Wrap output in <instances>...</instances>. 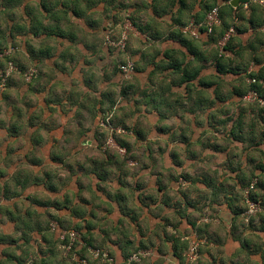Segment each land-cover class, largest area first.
<instances>
[{
  "label": "crops",
  "instance_id": "obj_1",
  "mask_svg": "<svg viewBox=\"0 0 264 264\" xmlns=\"http://www.w3.org/2000/svg\"><path fill=\"white\" fill-rule=\"evenodd\" d=\"M247 2L230 10L218 0L222 21L236 30L219 60L217 36L199 29L212 0H0V31L16 32L18 59L39 73L21 94L39 108L37 116L53 122L54 109L65 118L75 109L81 121L95 113V122L113 110L134 132L121 137L124 154L101 153L77 172L65 161L73 168L60 181L49 161L54 146L42 154L51 179L40 165L30 173L38 182L25 189L1 179L0 264H59L56 236L46 231L55 219L83 228L116 264L138 248L151 255L137 264H187L182 257L193 240L200 245L195 264H264V211L246 221L242 197L254 178L264 195V106L241 99L252 74L264 100V7L244 8ZM125 17L131 32L123 53L103 34L115 40ZM190 24L196 37L184 33ZM120 59L134 63L130 78L118 72ZM63 75L74 83L68 92L56 86ZM92 94L94 102L84 105ZM25 106L17 109L23 120L31 113ZM99 138L93 133L82 143L99 147ZM4 186L17 194L6 198Z\"/></svg>",
  "mask_w": 264,
  "mask_h": 264
},
{
  "label": "rangeland",
  "instance_id": "obj_2",
  "mask_svg": "<svg viewBox=\"0 0 264 264\" xmlns=\"http://www.w3.org/2000/svg\"><path fill=\"white\" fill-rule=\"evenodd\" d=\"M123 23L124 25L122 26L121 31L118 32L117 35H115L116 36L115 41L117 42L121 40L123 36L127 37V41L129 39L131 26L127 21V17H125ZM103 36H104L103 37L104 43L107 45L109 43L108 41L113 40L114 38L110 32H104ZM15 40H16L15 31H8V30L0 31V54L6 53V57L2 58L0 61V155H1L0 162L6 167H8V170L10 171V172L7 171L4 172L5 173L4 176L5 178H7V182L10 181L11 176L13 174L14 175L17 174V171L19 170L21 171L27 170L29 173L35 174L34 172L40 168L33 166L32 163L29 162V158L32 159L34 157L36 159L43 161L42 154L45 155L47 149L49 150V146L50 147L54 146L55 148L54 151H56L54 154L57 153V155H59V159H61L58 162H63L62 164L59 163L57 165L55 163L54 166L55 168L53 174L57 176L59 181L62 180V178L66 177L67 172L70 171L71 168H73V167L66 168L68 165L67 163L64 165V162L67 160L70 161L68 162V164H71L72 166L76 167L78 165L76 167V172H77L79 170L78 169L79 166L82 165L86 166V164L89 165L90 162L93 163V160L96 161V158L101 157V153L105 154V152L109 153L110 151H114L116 153L119 152L120 154H124L125 150L121 149L119 145L116 142H114V140L111 139V137L108 136L107 134H112L111 132L112 130L120 138L124 136L128 138H133L134 132H132L131 124L129 122L127 123V118H123L124 116H122V118L118 117V120L122 121V123H124L123 126L125 127L120 126L119 122L117 123L115 121L114 117H112L113 110L110 112V114L107 115L113 120L114 123H112V125H107L108 123L103 121L102 118L96 119L94 122L95 113L92 119L90 117L86 120L81 121L80 119L81 115L80 113L78 115L77 113L78 111L76 112L75 109L72 111L73 118H68L69 116L65 118L64 116H61L57 110L55 111L54 109V112L50 114V115L53 114L54 116L53 122L48 121V116L46 118L37 116V114H39L40 112L39 108L35 107L34 110L31 109V106H34V102L32 103L33 105H31V102L25 103L28 101V98L26 96L24 97V95L22 97L21 94L26 90V87H30L31 85L35 84L38 81L37 78L39 73L37 71V68L33 66V64L29 62H23L20 59H18L20 56L17 53L18 49ZM52 47L55 48L54 46ZM55 51L56 50H54V53ZM8 57L12 58L13 60L12 63L17 71H14L9 76V78L6 80L5 83L6 85L1 86V79L3 78L4 73L8 68V61H7ZM121 61H123V59H120L119 65L122 64ZM32 70L36 71V77L32 78V80L27 82L24 79L23 74ZM129 76L128 77L125 76V77L130 78ZM58 82L59 83L56 86L58 90L63 92L67 91L69 85H72V87H74L73 81L70 80V77L67 78L65 75H63V77L60 76ZM116 94H118V88H116ZM94 99L95 97L92 94L91 98L85 100L84 105L86 106L90 105L91 102H94ZM36 100L39 103L38 98ZM21 104L24 106L26 105L25 113H27V111L31 112L30 116L23 114V117L25 115L24 120L22 119V116L21 118L19 117V113L17 112V109L21 108ZM76 107L77 106H73V108ZM33 111H34L33 114H35L36 116L32 115ZM21 113L22 112H20V114ZM23 122L24 124L27 123L26 127L22 126ZM31 123L34 124L35 126L32 125ZM46 123H48V125ZM93 133L100 135L99 140H102L100 143L101 144L104 143V145H102L101 148L102 150L98 146L96 147L95 144L91 146L90 144H88V141H85V143L82 144L84 145V147H82V145L80 146V144L84 140L92 139ZM45 137L46 139L42 145L36 146L35 144H33L34 138L44 139ZM54 139H56L57 141L54 142ZM67 150L72 154L71 159L66 158L68 155L66 152ZM26 153H29V157H25ZM5 155L7 156V158L3 159L2 157ZM49 161H52L51 156L49 157ZM47 163H49L48 160L46 161L44 160V164L40 165L41 170L42 169L45 170L46 168L50 169L51 166H48L49 164L46 165ZM50 165L53 166V164ZM14 169L16 171L13 174H11V172H13ZM63 255L65 254L57 252V256H54L55 257L54 260L59 264H69V262L67 261V259L64 258ZM148 258L149 256L146 257L145 259Z\"/></svg>",
  "mask_w": 264,
  "mask_h": 264
},
{
  "label": "built area",
  "instance_id": "obj_3",
  "mask_svg": "<svg viewBox=\"0 0 264 264\" xmlns=\"http://www.w3.org/2000/svg\"><path fill=\"white\" fill-rule=\"evenodd\" d=\"M254 3L264 7V0H249V2L244 3L243 7L248 8V4ZM221 25V17L219 6H215L211 8L205 15V27L208 31H211L213 28H217ZM195 25L190 24L188 27L184 29V33H189L191 36L196 37L195 33ZM236 30L234 27H230L225 34L223 35L222 39L219 42L220 47L222 48L229 39L235 34ZM108 46L116 49L117 51L124 52L127 45V37L123 36L121 40L118 42L115 40H109ZM6 57V53L0 54V61L2 58ZM119 72L124 76L133 75L135 71V65L132 61L127 60L125 63L120 64L118 66ZM17 71L15 66L11 61L8 62V68L4 73L3 78L1 79V86H4L6 80L9 76L14 72ZM24 75V79L29 82L32 78L36 77V71L32 70L26 72ZM255 79H249V84H255ZM242 101L249 104H258L260 106H264V100L261 99L258 92L254 89H251L246 94L242 96ZM112 132V130H111ZM120 133V132H117ZM181 184H185L184 180H180ZM257 184V180L253 179L243 190L242 197L243 203L245 205L244 216L246 221H248L251 217L258 215L259 213L264 211V204H262L261 200L253 201L251 199V193L254 191L255 186ZM204 222L207 223V219H204ZM50 230L57 234L59 239V249L65 254L63 255L64 258L67 259L69 264H90L86 258H82L78 255L77 251L86 247L87 253L92 260V264H116L115 258L110 256L109 252L103 249L92 248L90 246H86L85 243L81 239V233L77 230H63L61 229L56 222H52L50 224ZM199 242L193 240L189 243L187 252L185 257L187 262L194 263L198 258V248ZM151 253L146 250H140L137 253L132 254L127 259V264L131 263H138L142 259L150 256ZM69 257V258H68ZM25 264H34L32 260L27 261Z\"/></svg>",
  "mask_w": 264,
  "mask_h": 264
},
{
  "label": "trees",
  "instance_id": "obj_4",
  "mask_svg": "<svg viewBox=\"0 0 264 264\" xmlns=\"http://www.w3.org/2000/svg\"><path fill=\"white\" fill-rule=\"evenodd\" d=\"M221 1H223V2H225L226 4H227V7L230 9V10H232V8L230 7V5L228 4V2H229V0H221ZM215 6H219L218 5V0H212V4H209L208 6H206V10H207V12L211 9V8H213V7H215ZM220 11V10H219ZM220 17H221V25L219 26V27H217V28H213L211 31H208L207 30V28L205 27V21H204V23L203 24H201V26H200V28L199 29H204L205 31H206V34L207 35H209V36H211V37H213V36H217V38H216V40H215V42L216 43H218L221 39H222V37H223V35L225 34V32L230 28V26L229 25H227L224 21H222V15H221V12H220ZM217 30H219L218 32H217ZM227 48H228V43H226L222 48H221V52L219 51V52H217V57H218V59L220 60V59H222L224 56H223V53H225L226 51H227ZM189 51V50H188ZM223 52V53H222ZM7 61L9 62V61H11V62H13V60H12V58L11 57H8L7 58ZM135 71H136V68H135ZM135 71H134V73H135ZM118 72H119V69H118ZM120 73V72H119ZM121 74V73H120ZM247 78L248 79H255V84H249V86H248V89H247V91H246V93L248 92V91H250L251 89H254V90H256L257 91V86H256V84H257V79H256V77L255 76H253L252 74H249L248 76H247ZM6 85V84H5ZM7 85H8V83H7ZM126 91H127V89L125 88V90H122L121 91V95H124L125 93H126ZM242 98V97H241ZM108 114H102V116L100 117V118H102L103 119V121H105V122H107L108 124L107 125H112V123H114L113 122V120L110 118V117H108L107 116ZM114 126H116V125H114ZM120 126H123V125H121L120 124ZM123 127H125V126H123ZM108 136H110L111 137V139H113L114 140V142H116L118 145H119V147L121 148V149H126L127 147H125V144L123 143V140L118 136V135H116L115 134V132H113L112 131V134H107ZM38 143L36 142V145H37ZM83 143H81L80 144V146L82 145ZM102 145H104V143L103 144H101V145H99V148L101 149L102 148ZM82 147H84V145H82ZM102 150V149H101ZM127 150V149H126ZM9 152H10V150H9ZM26 157H29V156H26ZM51 158H52V162H55V163H63V162H58V161H60L61 159H59V155H57V153L56 154H54V155H52L51 156ZM29 162L30 163H32V165H34V166H37V165H42L43 164V161H41V160H39V159H36V158H32V159H30L29 158ZM65 163V162H64ZM2 163L0 162V167L2 166L1 165ZM47 169V170H46ZM45 170H43V173H44V176H43V179H45V178H47V180L48 179H51V176L53 175L52 174V172H50V170L48 169V168H46ZM23 171H17V174H13L12 176H11V179H10V182L13 184V186H17V187H21V189H25V186H26V183H30V181L31 182H38V179H39V176H34V175H30V173H25V172H23ZM27 174V175H26ZM5 173H4V170L2 169V168H0V180L1 179H3V178H5ZM179 178H183V175H179ZM254 179H256L257 180V184H256V186H255V189H254V191L251 193V199L253 200V201H259V200H261V202H262V204H264V195L262 194V195H258V189H259V187H260V180L259 179H257V178H254ZM253 180V179H252ZM251 180V181H252ZM24 183V184H22V186H21V183ZM250 183V182H249ZM248 183V184H249ZM7 184V183H6ZM45 184H46V181H45ZM1 188V187H0ZM13 188H15V187H13ZM2 189H3V195L6 197V198H9L10 196H12V195H14V194H17V191H16V189H14V190H11L10 189V187H6V186H4V187H2ZM48 189H49V191H52V190H54L55 189V186H49L48 187ZM1 190V189H0ZM1 193V192H0ZM56 208H58V207H60V206H57V204L56 205H54ZM245 208V207H244ZM245 211V210H244ZM52 220H54V219H52ZM52 222H56L57 224H58V226L61 228V229H63V230H71V229H74V230H77L78 232H80L81 233V239H82V241L85 243V245L86 246H90V247H92V248H98V249H103V250H106L107 252H109V254H110V256H112L113 258H114V256L111 254V252L109 251V249H107V248H105V247H103V246H99V245H94V244H92L88 239H87V237H86V232L84 231V229L83 228H81L80 226H65V225H63V223H62V221L61 220H57V219H55L54 221H52ZM52 222H48V224H47V226H46V231L47 232H49V234H54L56 237H55V245H56V251L57 252H60V253H63L60 249H59V239H58V237H57V234L56 233H54V232H52L51 230H50V224L52 223ZM186 243V242H185ZM187 246H188V243H187ZM188 248V247H187ZM186 248V249H187ZM140 250H143V249H141V248H138V249H135L133 252H131L127 257H126V259H125V264H127L126 262H127V259L132 255V254H134V253H137L138 251H140ZM200 251V246H199V248H198V258H199V252ZM77 253H78V255L80 256V257H82V258H86L88 261H89V263L90 264H92V260H91V258H90V256L88 255V253H87V250H86V247H83L82 249H80L79 251H77ZM69 258V257H68ZM183 258V260H184V262H186L187 264H195L197 261H198V258H197V260L194 262V263H190V262H187V259H186V257H185V255L182 257ZM66 259V258H65ZM142 260H145V259H142ZM141 260V261H142ZM34 262V264H47L46 262H44V261H33ZM26 262H24V263H22V264H25ZM97 264V263H96ZM131 264H137V263H131Z\"/></svg>",
  "mask_w": 264,
  "mask_h": 264
},
{
  "label": "water",
  "instance_id": "obj_5",
  "mask_svg": "<svg viewBox=\"0 0 264 264\" xmlns=\"http://www.w3.org/2000/svg\"><path fill=\"white\" fill-rule=\"evenodd\" d=\"M238 3H239V0H232V1L230 2V5H231L232 7H236Z\"/></svg>",
  "mask_w": 264,
  "mask_h": 264
}]
</instances>
